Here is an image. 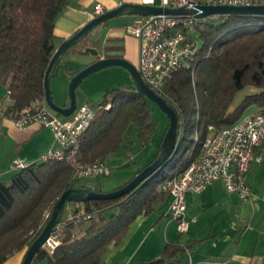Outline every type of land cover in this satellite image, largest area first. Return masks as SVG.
I'll return each mask as SVG.
<instances>
[{"label": "trees", "instance_id": "16d2710c", "mask_svg": "<svg viewBox=\"0 0 264 264\" xmlns=\"http://www.w3.org/2000/svg\"><path fill=\"white\" fill-rule=\"evenodd\" d=\"M70 2L0 0V82L7 87L10 100L0 104V119L7 116L16 120L44 102L45 75L55 52V22ZM182 29L197 51L161 88L178 111L177 138L183 121L180 145L165 166L170 169L166 172L164 167L118 205L127 194L110 200L78 201L77 210L92 214L91 218L67 224L54 251L42 247L33 261L100 264L109 246L123 240L139 215L151 213L166 199L170 192L163 185L203 150L202 144L211 133L235 123L249 108H256L253 113H264V15H213ZM92 31L57 66L68 53H86L87 44L99 45L92 39ZM64 69L69 79L75 74L70 73V67ZM57 73L56 67L53 76ZM247 88L251 91L233 107L238 93ZM96 108L80 148L83 163L106 160L120 151L131 125L143 145L152 141L157 129L152 109L134 85L108 89ZM72 173L66 161L40 160L17 169L8 182L0 181V264L20 251L25 257L62 193L74 187ZM84 223L88 224L82 233H75V227ZM184 250L180 244H168L161 257L150 263L174 264Z\"/></svg>", "mask_w": 264, "mask_h": 264}, {"label": "crops", "instance_id": "0c3cea01", "mask_svg": "<svg viewBox=\"0 0 264 264\" xmlns=\"http://www.w3.org/2000/svg\"><path fill=\"white\" fill-rule=\"evenodd\" d=\"M123 2L159 4L160 0H71L55 22V50L94 17L97 4L109 10ZM122 36L118 29L107 33V38L113 40ZM73 52L77 51L68 53L57 66V76L66 75L69 79L65 66L71 68L70 73H76L71 65ZM7 95V87L0 82V104L7 103ZM55 100L60 105L68 104L62 99ZM255 111L253 108L249 113ZM0 123V181L8 182L17 172L13 161L19 158L27 164L39 162L41 154L54 145V136L49 127L37 122L20 128L14 119L4 116ZM258 153L261 159L251 164L247 174L251 187L248 200L228 193L221 180L213 181L202 192L188 191L185 219L189 227L180 232L169 215L172 200L169 194L151 213L139 215L130 224L123 240L109 246L100 264H153L150 261L161 257L168 244L185 247L174 264H264V142ZM23 258L24 251H20L4 264H21Z\"/></svg>", "mask_w": 264, "mask_h": 264}, {"label": "built area", "instance_id": "2783aa9c", "mask_svg": "<svg viewBox=\"0 0 264 264\" xmlns=\"http://www.w3.org/2000/svg\"><path fill=\"white\" fill-rule=\"evenodd\" d=\"M154 1V0H152ZM259 0H160L157 5L187 8L204 4L250 5ZM105 11L102 4L95 6V15ZM197 18L190 14H158L146 16L144 22L130 29L140 39V71L145 82L155 90H161L164 83L175 71L187 64L197 49L185 35L182 27L191 26ZM110 106V105H109ZM108 106V107H109ZM97 108L83 103L66 118H61L44 102L31 112L15 120L20 128L31 122L49 127L54 136V145L41 154L42 161L63 160L73 170V180L109 175L111 167L99 159L85 164L79 159L83 136L96 117ZM264 142V113H247L235 123L211 133L203 142V150L182 170L169 179L163 188L169 190L170 218L177 222L180 232H186L189 221L185 219L186 192H202L215 180H221L230 194L241 200H248L251 187L247 174L251 164L261 159L258 149ZM28 164L15 159L16 169ZM78 204L66 209L56 225V230L47 239L44 248L53 252L61 243L65 226L71 222L91 218L77 210Z\"/></svg>", "mask_w": 264, "mask_h": 264}, {"label": "water", "instance_id": "95a60500", "mask_svg": "<svg viewBox=\"0 0 264 264\" xmlns=\"http://www.w3.org/2000/svg\"><path fill=\"white\" fill-rule=\"evenodd\" d=\"M122 14H138L142 16L158 15V14H190L195 18H205L213 15L226 14H256L264 15V3L259 4H204L193 8L160 6L157 4L123 2L115 8L105 10L95 15L86 24L79 28L74 34L66 38L56 48L49 67L45 75V101L47 105L57 114L70 116L77 107L76 89L79 84L90 74L104 69L109 66H122L126 68L132 77L133 85L139 93L147 99L154 101L167 114L169 118V126L160 146L157 157L150 164L145 166L138 174L132 178L127 184L110 192L97 191L88 187H71L65 190L59 200L54 205L50 217L33 243L27 249L25 257L21 264H32L36 253L44 247L47 239L56 230V225L60 222L68 201H89V200H110L118 197L127 196L115 205L127 200L139 188H141L149 179L158 174L170 160L175 156L181 142L183 132V121H181V134L177 138L178 128V111L173 106L172 101L165 96L161 90L151 88L143 79L140 66L137 67L129 59L123 56L100 55L97 59L89 63L86 67L78 70L69 82V102L67 105H60L56 102L52 90L51 79L59 60L81 39L97 26L107 23L110 19ZM99 53V52H98ZM100 54V53H99ZM181 115V113L179 112Z\"/></svg>", "mask_w": 264, "mask_h": 264}, {"label": "rangeland", "instance_id": "374dc122", "mask_svg": "<svg viewBox=\"0 0 264 264\" xmlns=\"http://www.w3.org/2000/svg\"><path fill=\"white\" fill-rule=\"evenodd\" d=\"M145 17L138 14H122L94 28L92 35L99 41V45L94 46L92 43H89L84 47V50H87L86 53L80 54L73 52L71 54V65H73L75 72L86 67L100 55H124L125 58L139 67L140 39L131 33L130 29L141 25ZM110 29H118L123 35L122 38L114 40L107 38V33ZM199 47L200 42L197 44V48ZM65 76L54 75L51 79V90L55 99H62L69 102L70 79ZM132 85L131 74L126 68L118 65L109 66L90 74L79 84L76 89V102L77 105L87 102L94 107H98L101 98L108 89L117 87L127 88ZM250 91L251 89L247 88L239 92L233 102V107ZM148 101L157 125L156 133L152 141L149 144L143 145L133 133L136 127L131 125L130 132L123 143L122 149L107 157L106 162L111 167V173L100 177L75 180L74 187L85 186L92 189L98 188L102 192L113 191L134 178L143 166L157 156L160 150L161 140L165 136L169 126V118L158 104L150 99ZM6 102L9 103L10 100L7 99ZM252 109L249 108L247 112H251ZM60 117L63 119L66 118L63 115H60ZM169 169L170 166L165 167L166 172ZM77 203L79 202L68 201L66 203V209L75 207ZM87 224L77 225L74 229L75 233L81 234ZM32 264H45V262L33 261Z\"/></svg>", "mask_w": 264, "mask_h": 264}]
</instances>
